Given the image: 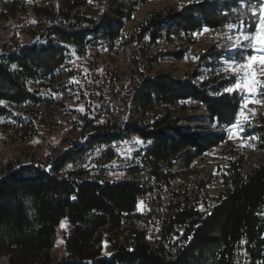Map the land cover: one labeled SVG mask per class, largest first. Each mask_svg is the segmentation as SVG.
I'll list each match as a JSON object with an SVG mask.
<instances>
[{
  "label": "trees",
  "instance_id": "obj_1",
  "mask_svg": "<svg viewBox=\"0 0 264 264\" xmlns=\"http://www.w3.org/2000/svg\"><path fill=\"white\" fill-rule=\"evenodd\" d=\"M150 1L0 0V23L19 15L36 20L21 30L28 40L17 31L0 38V132L12 143L37 138L46 122L39 111L55 95L73 92L86 110L62 147L44 159L0 153V264L5 256L8 264H264V157L249 175L243 156L229 157L214 204L194 187L177 185L185 174L175 171L176 163L190 167L231 144L227 129L244 97L222 90L235 77L213 66L195 82L152 65L165 56L183 60L186 50L163 45L192 43L204 29L254 30L250 8L259 0H195L155 10L124 34L136 8ZM120 47L134 65L126 92L115 84L116 70L107 66L101 76L92 54ZM77 62H86L84 68ZM199 108L209 119L191 116ZM258 121L251 135L264 148V115ZM123 144L132 151L118 160ZM109 173L119 176L111 180ZM145 174L150 178L143 181ZM156 191H169L170 198L161 214L149 216L160 224L159 238L151 240L137 209ZM64 219L70 226L65 257L55 259Z\"/></svg>",
  "mask_w": 264,
  "mask_h": 264
},
{
  "label": "rangeland",
  "instance_id": "obj_2",
  "mask_svg": "<svg viewBox=\"0 0 264 264\" xmlns=\"http://www.w3.org/2000/svg\"><path fill=\"white\" fill-rule=\"evenodd\" d=\"M36 1L26 0L28 5ZM193 1L195 0H151L146 4H142L136 8L132 20L126 23L123 33H131L142 20L155 10L169 7L178 9ZM35 22L36 20L31 15H19L17 19L11 22L0 23V38L6 39L14 34V31H17L18 38L28 40V36L21 33V30L23 28H26V30L31 28ZM240 30H243L244 34H248L244 27H240V29H229L228 27L217 30L204 29L194 35L192 43L178 41L174 44L163 45L165 50L171 52L186 50V57L183 60H176L172 56H165L154 61L152 65L156 70L164 71L178 79L189 78L195 82H201L206 75L212 72L213 66H216V70L218 71H224V61L231 62L234 60L240 62L244 55L252 54L251 49H248L246 52L240 50L229 51L237 32ZM92 54L93 60H97L100 63L99 73L101 76L108 71V68L116 70L115 84L126 92L131 84V71L134 69V65L130 58L127 57L125 50L120 47L113 51H93ZM142 62L144 67H147L149 64L147 59H143ZM85 63L77 62L82 68H84ZM196 73H199L200 76L195 80L193 75ZM228 73L232 74L231 71ZM72 94L74 93L55 95L53 104L40 109L39 112L44 116L46 122L45 125H41L39 128L40 135L32 141L12 143L11 138L0 132L1 156L6 159H13L18 157L19 154H23L21 156L32 157L33 155H30V153H33L44 159L52 147L61 148L64 140L71 135L74 124L80 119V114L86 111L84 108V111H80V108L83 107L82 103H78L77 98ZM88 99L92 100L89 96ZM254 99L261 102L250 103L244 107V111L250 118V122L244 123V120L238 116L237 121L239 120L244 125L242 135L230 138L231 144L215 148L205 157L196 159L190 167H186L180 162L176 163L175 171L179 174H185L184 178L178 181V186L194 187L195 192H198L200 196L207 197L209 204H214L218 196L224 191V186L219 176L229 157L236 155L244 157L243 172L245 175H249L257 166L262 164L264 148L261 147L258 139L254 135H251V132L259 124V116L264 115V95H258ZM61 104L63 105L62 108L60 107ZM95 106L96 102H94ZM253 110L256 113L255 116L252 115ZM191 116L209 119L208 113L202 108L193 109ZM1 123L0 121V130H2ZM249 137H253L254 139L249 140ZM32 146H36L34 151H32ZM27 150L28 152H26ZM117 151H120L117 159L121 160L129 156L132 146L131 144H123L119 146ZM118 176L119 174L109 173L111 180ZM149 178V174L141 176L143 181ZM169 198V191H156L140 199V202L143 201V204L139 203L138 205L137 213L141 216L138 224L140 223L148 231L151 240L159 238L160 224L159 221L154 220L155 216L154 218L149 216L161 214ZM69 232L70 226L67 219H64L58 227L55 248L51 251L53 258L65 257V237ZM1 264H8L7 256L1 259Z\"/></svg>",
  "mask_w": 264,
  "mask_h": 264
},
{
  "label": "snow or ice",
  "instance_id": "obj_3",
  "mask_svg": "<svg viewBox=\"0 0 264 264\" xmlns=\"http://www.w3.org/2000/svg\"><path fill=\"white\" fill-rule=\"evenodd\" d=\"M240 2L245 3V0H240ZM250 12L251 19L255 22L254 30L248 32V34H244L243 30L238 31L229 51L240 50L246 52L248 49H251L252 54L244 55L240 62L234 60L231 62H223L225 65V73L231 71L232 75L235 77V82L222 91L229 94L240 93L245 97L242 101L241 111L239 113L244 123L250 122V118L245 113L244 107L250 103H260L261 101L254 99V97L264 95V0H259L258 4L253 3ZM243 23L242 21L241 24ZM226 27L229 29H240L241 26L229 24L226 25ZM71 82L79 83L74 78ZM80 111H84L83 107L80 108ZM252 115H256L254 110L252 111ZM243 127L244 125L241 124L239 120L230 125L227 129L229 138L242 135ZM248 139L251 140L254 138L249 137ZM135 142L138 144L143 143V141L138 138ZM68 167H71V165ZM73 199H75V197H73ZM140 204L142 205L143 201H141ZM201 211H203L202 207Z\"/></svg>",
  "mask_w": 264,
  "mask_h": 264
}]
</instances>
